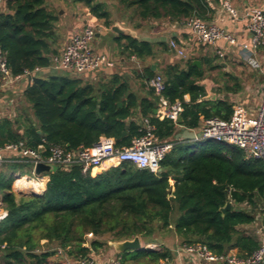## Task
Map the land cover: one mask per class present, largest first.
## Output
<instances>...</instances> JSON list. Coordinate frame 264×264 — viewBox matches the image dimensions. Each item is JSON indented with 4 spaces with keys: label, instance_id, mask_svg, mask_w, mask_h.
Segmentation results:
<instances>
[{
    "label": "trees",
    "instance_id": "obj_1",
    "mask_svg": "<svg viewBox=\"0 0 264 264\" xmlns=\"http://www.w3.org/2000/svg\"><path fill=\"white\" fill-rule=\"evenodd\" d=\"M128 17L142 21L170 19L183 21L196 16L209 20L211 4L220 0H116ZM89 13L104 19L110 27V14L104 2L74 0ZM0 13V50L13 76L46 69L57 55L54 23L58 18L46 0H7ZM130 55H153L152 46L129 36ZM206 59L208 68L192 60L167 66L164 96L183 106L182 126L197 130L202 118L230 119L233 109L228 99L206 100L200 82L219 68ZM47 78H35L23 97L31 105L34 122L23 135L13 123L0 121V147L26 140L37 148L43 139L68 150L92 147L102 137L114 138L117 148L128 147L141 137L143 129L133 120L140 114L155 127L159 139L173 143L161 162L160 172L138 169L130 162L109 168L96 176L83 174L80 167L58 169L42 195L17 198L13 192L16 174H30L27 165L6 164L10 175H0V195L7 217L0 223V251L6 264H47L54 251L36 253L41 241L67 250L75 258L90 257V250L103 248L107 240L125 241L141 237L147 242L157 231L173 228L185 244L203 243L212 254L225 256L238 249L239 256L250 255L260 239L244 229L256 221V211L264 212V163L247 158L237 147L214 141L177 139L173 120L153 116L154 103L138 99L119 75L101 83L99 89L65 71ZM147 79L156 75L147 72ZM151 94L155 95L154 90ZM190 101H185V96ZM156 96V95H155ZM122 106L119 107L118 103ZM40 131V133H39ZM171 180L173 184H171ZM230 209L222 212L227 203ZM246 204L250 210L241 206ZM179 216L173 221V214ZM89 235H92L89 237ZM91 239V240H90ZM5 245L2 249L1 246ZM170 257L169 251L120 254L121 264H158Z\"/></svg>",
    "mask_w": 264,
    "mask_h": 264
},
{
    "label": "crops",
    "instance_id": "obj_2",
    "mask_svg": "<svg viewBox=\"0 0 264 264\" xmlns=\"http://www.w3.org/2000/svg\"><path fill=\"white\" fill-rule=\"evenodd\" d=\"M96 1L105 3L112 23L110 27L105 25L104 19L92 16L89 13V9L86 12L83 11V13L78 12L80 10L78 6L75 7L76 10L70 16L73 20L71 33L66 37L64 36L65 39L64 37L62 39L60 36L62 31L60 30V33H58L56 29L54 30L56 42L53 48L59 55L66 47L71 36L80 31L85 25L90 24L96 28L93 48L98 54L106 56L113 63V66L107 67L103 65L95 72L76 76L84 83L92 84L99 89L101 83L108 82L114 75H119L128 83L130 93L136 96L138 102L143 99H149L154 103L153 116L157 117L160 108L157 97L151 94L153 89L149 84L150 80L146 78L147 72L150 71L162 75L163 70L167 66L178 63L184 64L188 60H192L193 64L195 61H199L201 63L199 68H208L205 60L210 58L213 60L212 63L214 65H219V68L209 72L207 77L200 82L207 93L204 99H228L232 104V109L235 105H242L250 111H256L264 95V46L252 47V33L248 29L247 20L243 18V13L251 7H259L264 11V0H227L234 8L240 11L241 16L239 18L232 17L223 7V2L226 0H220L218 4H211L212 11L209 15V20L206 21L215 22L226 33L232 35L236 41L235 44L230 45L226 40L221 39L213 46L196 43L182 21H172L166 18L149 21L131 20L119 8L116 0ZM5 10L6 7H4ZM56 23H54L56 27L61 29L62 17H58ZM115 24L129 30L132 33L129 37L138 41L148 42L152 46L153 55L145 58H137L134 55H130V51L127 49V40L121 38L123 35H117L111 30ZM172 41L176 43V48L171 46ZM58 43L61 46H58ZM180 50H184L186 57L178 55ZM218 52H222L223 56H220ZM50 70H54L59 74L58 71L51 67L33 72L30 75H22L18 79L14 77L5 78L0 73V121L7 120L13 123L14 129L20 135H23L25 127L30 122L35 121L31 105L26 102L23 93L35 78L50 77L48 74ZM41 73L43 76L39 75ZM72 76L75 75L72 74ZM184 99L189 102L190 96L186 95ZM144 119L138 106L133 120L143 128ZM177 126L178 134L185 129L182 124H177ZM7 138V133L4 135L0 134V140ZM101 172L102 170L95 171L94 176ZM171 184H173L172 180ZM241 207L250 210L246 204ZM255 213L256 221L244 227V229L261 240L264 236V212L259 209ZM178 216L179 213L175 211L173 214L174 222ZM139 239L141 245L145 248L149 245H157V248L151 251H161L163 249L169 251L170 257L160 260L158 264H222L220 261L205 262L196 256L185 253L182 250L185 243L174 232L173 228L157 231L152 238V242H147L141 237ZM115 242L117 241L108 239L103 248L98 250L91 249L89 256L99 263L111 264L113 261L120 259V253L117 252L114 246ZM55 249L56 247L49 245L46 240H43L41 241V248L35 252L41 253L46 250L54 251ZM146 252H149V250ZM227 255H239V250H230ZM56 261L57 258H55L54 252L52 257L48 258L47 264H56ZM0 264H6L3 257L0 258Z\"/></svg>",
    "mask_w": 264,
    "mask_h": 264
},
{
    "label": "built area",
    "instance_id": "obj_3",
    "mask_svg": "<svg viewBox=\"0 0 264 264\" xmlns=\"http://www.w3.org/2000/svg\"><path fill=\"white\" fill-rule=\"evenodd\" d=\"M7 0H0V13L4 11ZM223 7L234 18L241 16L240 11L234 8L229 1L223 2ZM247 20L248 29L252 33L251 45L253 48L264 46V11L259 7H251L243 13ZM189 30L191 37L196 43L213 46L221 39L230 45L235 44V38L221 29L215 22L206 21L200 17H190L182 21ZM96 36V28L87 24L80 31L73 34L64 50L53 57L51 68L56 71H65L75 76L83 75L99 70L103 65L112 67L113 63L104 55L98 54L93 48V40ZM176 48V43L171 42ZM223 56L222 52H218ZM178 55L186 57L184 50L178 51ZM41 70L36 68L30 75ZM0 73L5 78H20L22 75L13 76L6 63V59L0 50ZM157 97L160 112L157 117L161 120L168 118L175 123L183 112V106L179 101L170 103L164 96L166 81L162 75H156L149 82ZM143 135L135 138L128 147L117 148L114 138L102 137L92 147H80L76 150H68L60 145L48 144L45 139L37 146H28L26 140L7 143L0 147V169L6 164L19 163L29 166L30 174L25 175L36 185L31 191L42 195L50 180L51 173L37 175L35 169L39 164L51 165L57 169L68 171L73 167H80L83 174L94 176L97 170L105 171L122 163L130 162L138 169H147L154 173L160 172L161 162L173 147V143L163 141L155 133V127L148 118L143 120ZM190 130V129H189ZM198 131V140L214 141L233 145L239 148L247 158L260 160L264 163V95L255 112L248 110L242 105H235L228 120L220 118H202ZM16 175V180L20 177ZM7 217L3 201L0 196V223ZM92 235H89L91 237ZM260 246L250 255L216 256L211 253L203 243L184 244L182 250L192 256L198 257L205 262L220 261L222 264H264V236L260 240ZM2 249L5 245L1 246ZM157 245H149L146 251L154 250ZM37 252V250H36ZM56 264H105L99 263L91 257L75 258L67 253L66 249L54 250ZM111 264H121L120 259Z\"/></svg>",
    "mask_w": 264,
    "mask_h": 264
},
{
    "label": "rangeland",
    "instance_id": "obj_4",
    "mask_svg": "<svg viewBox=\"0 0 264 264\" xmlns=\"http://www.w3.org/2000/svg\"><path fill=\"white\" fill-rule=\"evenodd\" d=\"M98 1H102V0H98ZM46 6L57 18L62 17V25H61L62 28L61 29L56 27L55 24L57 23L54 24V30L56 29V32L60 33V30L62 31V34H60L62 39L64 36L66 37L68 34H70L71 31L73 30L72 29L73 20L71 19L70 16H71V13L76 10L75 7H78V6L80 7V10L78 11L80 13H83V11L86 12L88 10L87 7L84 6V4L74 3V0H47ZM58 44H59L58 46H61L60 43ZM48 74L50 76H54L55 74H57V72H55L54 70H50ZM64 74L72 75V73H69V72H65ZM39 75L43 76L42 73ZM1 174L10 175L11 171L8 170V168L5 165L0 169V175ZM13 192L16 194L17 198H20L22 196H30V194L33 193V191H31L29 187H25V185H16L15 182L13 185ZM140 253L142 257H145L148 252H140Z\"/></svg>",
    "mask_w": 264,
    "mask_h": 264
},
{
    "label": "water",
    "instance_id": "obj_5",
    "mask_svg": "<svg viewBox=\"0 0 264 264\" xmlns=\"http://www.w3.org/2000/svg\"><path fill=\"white\" fill-rule=\"evenodd\" d=\"M111 30L116 33L117 35H123V36H130L132 33L129 30L121 28V26L115 24ZM195 65L198 67L201 66V63L199 61L194 62ZM118 106L121 107L122 103H118ZM156 112V111H155ZM182 114L178 118L177 124H182ZM40 133V131H39ZM177 139H184V140H189V141H197L198 140V135L194 133L193 131H190L189 129H183V131L179 134L176 135ZM58 169L54 166L51 165H45V164H39L36 169L35 173L37 175L47 172V173H54ZM21 176V175H20ZM19 176V177H20ZM32 195H38L37 193H31ZM230 202L226 204L224 208H222V212H225L230 209ZM114 246L117 250L118 253L123 254L125 252H146V248L141 245L139 237H135L132 240H125V241H117L114 243ZM6 252L5 251H0V258L5 256Z\"/></svg>",
    "mask_w": 264,
    "mask_h": 264
},
{
    "label": "bare ground",
    "instance_id": "obj_6",
    "mask_svg": "<svg viewBox=\"0 0 264 264\" xmlns=\"http://www.w3.org/2000/svg\"><path fill=\"white\" fill-rule=\"evenodd\" d=\"M16 185H25V187L33 188L34 185H36L35 181L31 180L29 178L25 177H20L18 180L15 182Z\"/></svg>",
    "mask_w": 264,
    "mask_h": 264
}]
</instances>
